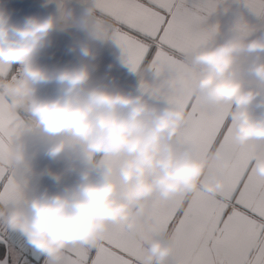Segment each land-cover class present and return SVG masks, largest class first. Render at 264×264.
<instances>
[{
	"label": "clouds",
	"instance_id": "1",
	"mask_svg": "<svg viewBox=\"0 0 264 264\" xmlns=\"http://www.w3.org/2000/svg\"><path fill=\"white\" fill-rule=\"evenodd\" d=\"M218 22L212 38L184 58L197 73L184 92L204 108L231 106L233 142L251 150L264 176V25L232 2ZM60 35L69 36L70 58L54 60ZM105 51L113 59L102 66ZM125 60L94 0L23 16L0 0V65L8 69L0 98L27 116L4 150L21 195L0 203V227L53 264L69 248L100 247L113 225L145 248L142 264H185L167 232L145 227L153 202L181 205L201 189L227 192L226 152L202 153L181 139L189 109L142 83L122 82L114 69Z\"/></svg>",
	"mask_w": 264,
	"mask_h": 264
},
{
	"label": "snow or ice",
	"instance_id": "2",
	"mask_svg": "<svg viewBox=\"0 0 264 264\" xmlns=\"http://www.w3.org/2000/svg\"><path fill=\"white\" fill-rule=\"evenodd\" d=\"M228 2L244 5L264 25V0H95L97 17L125 56L128 73H143L156 94L189 109L181 139L198 144L202 153L219 146L231 161L226 194L201 189L181 205L157 197L149 210L145 227L167 232L185 264H264V176L253 167L251 150L233 142L231 106L204 108L184 92L197 78L184 58L219 30ZM6 71L0 66V74ZM26 120L0 98V203L21 195L4 167V150ZM144 254L123 225H113L100 247L69 248L61 264H142ZM0 264L53 262L19 233L0 228Z\"/></svg>",
	"mask_w": 264,
	"mask_h": 264
},
{
	"label": "crops",
	"instance_id": "3",
	"mask_svg": "<svg viewBox=\"0 0 264 264\" xmlns=\"http://www.w3.org/2000/svg\"><path fill=\"white\" fill-rule=\"evenodd\" d=\"M10 3L14 8L17 9V15L23 16L24 14L29 13V12H39L40 9L50 11L52 10L54 6H57V5L62 6L65 3V0H10ZM96 15H97V6H96ZM57 40L62 44V46H64L58 60L69 59L70 55L67 52V43L69 40V36L60 35L57 37ZM112 59H113L112 56L107 51H105L101 57L102 66L107 65L109 62L112 61ZM0 66H3L5 69H7V66L5 65H0ZM12 71H15V66H13ZM114 73L118 75L121 78V81L124 83L135 84L139 82V83H142L145 87L152 89L151 85L154 82L151 81L143 73H140L139 75L136 73H128L126 60L123 66L118 65L114 69ZM126 73H128V75H126ZM0 228H3V227H0Z\"/></svg>",
	"mask_w": 264,
	"mask_h": 264
},
{
	"label": "built area",
	"instance_id": "4",
	"mask_svg": "<svg viewBox=\"0 0 264 264\" xmlns=\"http://www.w3.org/2000/svg\"><path fill=\"white\" fill-rule=\"evenodd\" d=\"M39 12L45 13L47 11L44 10V9H40ZM64 44H65V42H64ZM63 47L64 46H62V44L57 40V42L54 45V47L52 49H50V53L49 54L53 56L54 60H58L59 59V56L61 55Z\"/></svg>",
	"mask_w": 264,
	"mask_h": 264
}]
</instances>
